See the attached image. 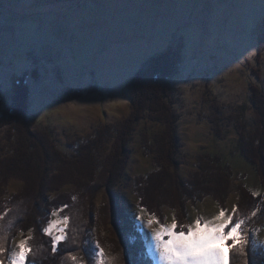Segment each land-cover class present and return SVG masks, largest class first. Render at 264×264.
<instances>
[{"label": "rangeland", "instance_id": "rangeland-1", "mask_svg": "<svg viewBox=\"0 0 264 264\" xmlns=\"http://www.w3.org/2000/svg\"><path fill=\"white\" fill-rule=\"evenodd\" d=\"M178 43L183 47L178 72L168 82L178 118L176 165L170 171L182 183H205L217 173L206 154L220 155L229 171L221 169L229 184L222 205L211 196L196 201L195 188L192 200L182 196L179 201L164 188L152 194L161 172L155 137L164 128L146 116L128 138L118 180L109 192L104 187L117 134L131 112L130 82L152 58ZM22 76L28 89L26 122L32 132L50 131L55 153L45 165L39 197L24 206L16 198L24 194L26 180L3 171L17 134L8 125L0 128V234L16 230L23 215L26 222L35 219V231L39 226L50 242L43 232L49 221L80 211L86 217L82 250L89 264H95L96 244L108 264H122L127 243L112 221L119 211L131 218V238L139 233L152 264H160L154 229L171 224L173 217L178 229L187 231L197 218L210 220L221 210L233 215L246 190L257 194L260 208L250 218L244 252L249 260H262L264 180L239 153L237 139L242 126L248 137L263 133L249 97L251 85L264 96V0H0V117L9 111L14 82ZM96 139L102 141L93 146ZM87 144L90 153L84 160L80 148ZM91 164L88 175L84 167ZM64 167L84 177L89 192L75 184L51 191L48 184ZM152 215L159 223L149 226ZM67 228L68 222L65 233ZM33 231L20 230L10 239L7 256ZM70 254L87 264L81 254L72 253L61 264H73Z\"/></svg>", "mask_w": 264, "mask_h": 264}, {"label": "trees", "instance_id": "trees-1", "mask_svg": "<svg viewBox=\"0 0 264 264\" xmlns=\"http://www.w3.org/2000/svg\"><path fill=\"white\" fill-rule=\"evenodd\" d=\"M182 48V44L180 43L173 48L168 47L164 52L152 58L147 63L146 67L136 73L134 79L130 82L128 92L131 112L128 118L122 122L115 140L114 149L111 154L110 172L104 179V187L107 192L115 185L122 168L125 166L126 157L124 148L131 132L134 130L136 123L146 116L149 120L160 123L164 128L163 132H160L155 137L156 149L159 154L161 153V155L158 154L161 172L157 177L159 183L153 186L152 194L155 195L159 188H164L165 192L170 193V195H175L179 201H182L183 198L192 200L193 198L191 196L194 194L193 188H195L197 190L195 193L196 201H200L202 195L211 196L217 203L222 205L223 201L221 196L228 190L229 184L227 178L224 177L221 171V169L228 171V169H226L228 164H223V159L220 155L214 154L211 156L210 154H206L207 156H205V158L214 163L217 173L214 174L212 180H210L211 178L203 180L205 183H200L198 185L195 181L187 184L182 183L173 172L171 174L170 171L171 168H175L176 165V162L173 161V156L177 152L174 132L178 118L171 109L168 82H170L178 72ZM33 76L35 77L34 73ZM25 77L26 76H22L14 82L12 103L9 111L4 112L0 117V128L8 125L14 129L17 134L15 152L12 156L3 161V171L6 176L12 174L26 180L24 194L17 197L16 200H24V206H29V203H31L32 200L34 202L40 195L41 189L43 188L41 177L42 179L44 178L43 172L46 169L45 165L49 159L53 158L55 148L50 131L32 132L26 122L28 89L25 84ZM249 100L258 116V120L263 123L261 125V131L263 133H261L258 138L255 133V137L251 138L244 134L246 132L245 128L242 126L238 133L237 149L239 153L245 157L246 161L261 174L264 180V96L261 90L255 85L250 86ZM101 141L100 139H96V141H93L94 144L92 143V145L100 144ZM89 147L90 145L87 144L80 148V151H83V154H85L84 160L89 157ZM59 155L63 158V161L68 160L64 158L65 155ZM163 160L166 162L167 167H164ZM92 164L94 165L93 161ZM92 164L84 167L88 175L92 174ZM54 174H56V176H53L52 182L48 184L51 191H57L64 185L75 184L79 186V188L81 187L82 192L85 188L89 192L90 184L86 182L87 180L84 177L74 176V173L70 172L67 168L64 167L61 173L56 172ZM206 183H210V186ZM179 190L182 193H180ZM250 192L251 191L248 192L246 190L243 192L242 190L237 205V212L233 214L235 217L245 220V224L243 225V232L245 234H248L246 230L250 227L252 213L260 208L259 203H257V198ZM87 194L91 196L89 193ZM65 205L68 206L67 201H65ZM143 207L145 206L143 205ZM23 213L29 215V211H24ZM123 213L124 212L120 213L118 211L119 215L116 216V218H112L114 226L118 228L119 236L127 243L126 254L122 264H152L143 242L139 239L142 238L141 235L138 233V238L136 234H134V238H131L130 234L133 230L132 221L130 217H122L121 215H125ZM68 216V232L66 231L65 233L67 239L64 240V243L58 244L57 251L53 253L51 250V240L49 242L47 237L41 233L39 226L37 230L38 233H36V220L34 219L26 222V217L23 218L22 215L18 221L17 227L16 225L13 226L16 227V230L10 229L7 235L0 234V244H4L5 246V253L0 255V259L4 260L5 264H7L6 249L8 246L6 245L10 243V239L17 236L20 230L26 233L33 228L34 231L31 233L32 236L30 235L32 239L29 241L32 252L26 264H61L63 260L67 259L69 253L81 254L83 260L89 264L85 252L82 250L86 242V217L82 218L80 216V211L79 213ZM246 226L247 228L244 229ZM176 230L179 231L178 227ZM246 236L249 243V235ZM69 239L70 242H66L69 241ZM248 243L244 251L248 249ZM260 252L264 254V249L261 248ZM257 257H259V255ZM249 259L247 252H244L243 256L235 252L231 254V264H245V261L250 262L249 264H264V257L260 262L256 259ZM110 264L114 263L111 262Z\"/></svg>", "mask_w": 264, "mask_h": 264}, {"label": "snow or ice", "instance_id": "snow-or-ice-1", "mask_svg": "<svg viewBox=\"0 0 264 264\" xmlns=\"http://www.w3.org/2000/svg\"><path fill=\"white\" fill-rule=\"evenodd\" d=\"M253 196L257 195L255 192ZM64 207H67L65 205ZM141 211H144L141 209ZM237 212V207L233 206L232 213ZM257 213L253 212L255 216ZM56 215L55 212L52 213ZM68 217L62 220L49 221L48 226L43 228V232L51 237V250L57 251V244L67 239L65 228ZM140 219V217H137ZM159 223L158 219L152 215L147 224ZM245 220L226 215L223 210L213 219L205 220L197 218L194 225H189L187 231H177V222L173 217L169 225L161 224L152 232L154 250L157 253L160 264H231V254L233 252L243 256L245 246L248 243L246 234L243 232ZM31 236L20 239L15 245V249L7 256V264H26L32 248L29 245ZM225 248L228 251H225ZM97 251L93 259L95 264H108L104 250L96 244ZM5 253V247L0 244V255ZM73 264H79L75 255L69 256ZM0 264L5 261L0 259ZM245 264L247 262L245 261Z\"/></svg>", "mask_w": 264, "mask_h": 264}]
</instances>
